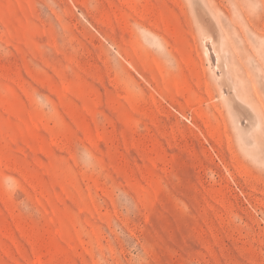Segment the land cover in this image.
I'll list each match as a JSON object with an SVG mask.
<instances>
[{
  "label": "rangeland",
  "instance_id": "374dc122",
  "mask_svg": "<svg viewBox=\"0 0 264 264\" xmlns=\"http://www.w3.org/2000/svg\"><path fill=\"white\" fill-rule=\"evenodd\" d=\"M0 264H264V0H0Z\"/></svg>",
  "mask_w": 264,
  "mask_h": 264
},
{
  "label": "bare ground",
  "instance_id": "6f19581e",
  "mask_svg": "<svg viewBox=\"0 0 264 264\" xmlns=\"http://www.w3.org/2000/svg\"><path fill=\"white\" fill-rule=\"evenodd\" d=\"M240 6H241V8H242V10H244L245 11V8L240 4ZM206 14V13H205ZM247 14V16H250L249 15V13H246ZM208 15V14H207ZM200 17L202 18L203 17V20H202V22H203V27H204V29H205V31L203 32V33H206V35H204V36H209L210 37V39L212 40V43H216L215 41H214V38H213V35H214V33H213V31H214V29L212 28V23H209V22H207V20H206V18H205V15L203 14V13H201L200 14ZM254 20V19H253ZM201 21V20H200ZM211 21V20H210ZM212 22V21H211ZM214 25V24H213ZM252 27H253V25H252ZM203 29V30H204ZM252 29V28H251ZM254 29V28H253ZM254 30H256V29H254ZM253 30V31H254ZM218 33H219V30H218ZM217 34V33H216ZM220 35V34H219ZM220 39V38H219ZM216 40V39H215ZM218 42V41H217ZM219 43V42H218ZM216 46V45H215ZM214 46V47H215ZM216 49H215V52H216V50H217V47H215ZM219 50V49H218ZM208 53V52H207ZM209 54H210V52H209ZM219 54V53H218ZM217 54V55H218ZM220 57V56H219ZM222 58V57H221ZM218 59V61L219 60H221V59H219V58H217ZM221 62V61H220ZM261 64V66L263 67V64L262 63H260ZM259 64V65H260ZM260 67V66H259ZM225 78V77H224ZM223 84H224V86L225 85H227L226 87L229 89L230 88V86H228V82L227 81H225V80H223ZM253 85H254V83H253ZM255 89V91H256V94H258L259 93V91H258V88L255 86L254 87ZM231 89V88H230ZM229 89V90H230ZM224 90V89H223ZM228 94V93H227ZM239 96L240 97H243L244 96V94H242V93H240L239 92ZM232 98H234V97H232Z\"/></svg>",
  "mask_w": 264,
  "mask_h": 264
}]
</instances>
